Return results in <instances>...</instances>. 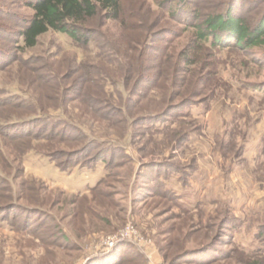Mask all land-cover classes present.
I'll return each mask as SVG.
<instances>
[{
	"label": "rangeland",
	"instance_id": "1",
	"mask_svg": "<svg viewBox=\"0 0 264 264\" xmlns=\"http://www.w3.org/2000/svg\"><path fill=\"white\" fill-rule=\"evenodd\" d=\"M162 1L124 0L119 21L89 22L97 38L87 47L49 31L18 55L32 64L2 65L0 98L48 100L36 113L79 132L68 129L67 136L76 135L72 142L29 138L23 129L2 126L32 114L0 106V208L9 207L0 215V264H170L202 247L208 250L179 264H264V90L254 87L264 88V48L207 44L188 52L195 62L188 66L178 55L194 27L166 19ZM184 1L198 25L227 0ZM230 1L249 28L264 13V0ZM0 8L17 18L0 21L7 30L32 15L23 0H0ZM160 30H167L163 38L151 36ZM4 38L0 34V46L10 52ZM161 63L182 69L179 79L166 82L169 95L179 94L173 103L189 98L192 104L164 123L134 124L172 103L146 83L135 88L140 75L157 80ZM40 66L57 69L78 96L62 106L55 102L50 86L56 79L49 81ZM86 94L105 101L111 121L95 116L101 105L97 112L86 109ZM89 140L105 161L93 168L62 172L56 164L63 159L37 153L45 146L72 152Z\"/></svg>",
	"mask_w": 264,
	"mask_h": 264
},
{
	"label": "trees",
	"instance_id": "2",
	"mask_svg": "<svg viewBox=\"0 0 264 264\" xmlns=\"http://www.w3.org/2000/svg\"><path fill=\"white\" fill-rule=\"evenodd\" d=\"M23 1L25 5L32 11V15L27 19L21 18L18 22V27L15 30H7L6 27H2V25H0V34L5 35L4 39L9 42L11 47V51L8 52L4 49V47L0 46V69L2 68V65H5V63L9 64L11 62L14 63L15 61H21V63H24L25 65L32 64V62L34 61L31 57L22 59L21 57H18V55L20 56V53L25 49H32L36 47L39 38L49 31L67 36L76 46L87 47L90 42H93L97 38L95 31L89 25L90 21H92L96 17H101L106 21H119L121 15L124 13V0ZM176 1L177 0H163L159 3V8L162 10L161 13L166 19L175 22L180 21V23L182 24L184 23L189 27H194V31L192 33L187 49H185L183 52L180 51L178 55V58L184 59L188 66L195 64L193 60L194 57H190L188 52L190 50H194L195 52L197 50V52H199L201 49H203V46L207 44L210 46V48L213 47L219 49L229 48L232 45L237 49L264 48V13L262 14L257 24L253 28H249L244 19L233 12L234 4H231V1L227 0L225 2L224 8L221 11L208 14L205 19L197 25L194 24V21L198 20V15H196L192 11H188L186 8H183L186 1L178 0L177 4L175 3ZM13 17L14 16L8 14L6 11L0 8V21L5 19L10 20L11 18L17 19L16 17ZM146 29L147 30L145 31V36L148 35L150 26L146 27ZM166 32L167 30L156 31L153 32L151 36L157 39H161ZM101 41L102 38H100L99 41L96 42L101 45ZM113 50L117 52L115 47H113ZM163 58H165L164 61L167 62L168 65L170 56L165 55ZM110 59L115 60L114 57H111ZM41 62V64L43 65L44 62ZM163 63L157 66V80L148 78L145 75H140L138 82L135 81V88L138 89L139 86L146 83L150 87L157 88V90H159V92L163 94L164 99L167 96V99L172 103L164 105L163 109H161V111H159L155 115H142L141 117H138L137 119H135L134 124L156 125L159 123H164V121L169 118L171 113L181 111L187 105L192 104L189 98H186L185 100L181 99V102L178 103H173V99L177 98L179 94H173L170 92L169 95V89L166 82L167 80H169L170 76L179 79V72H181L182 69L179 70L178 65L176 67H173V65L171 66L170 70L169 68L164 67L165 65H162ZM48 66L50 67V64H48ZM40 68L42 67L40 66ZM42 69L46 68L43 67ZM46 71L47 73L44 72V74L47 79L51 78L49 81H52V79H56L55 82H51L50 86L52 92L54 94H58V100L55 102H58L62 106L63 102L65 104L69 101L67 100L69 96H78V91L74 83H72L70 86L64 87V82L67 79L60 77L57 69H49V71L48 69H46ZM142 71H144V69H142ZM69 77L70 76H68L67 78ZM177 82H179V80ZM254 87L264 90V88L261 86ZM85 97L86 98L84 102L86 103L84 104L87 108L82 103L84 108L88 109L94 107L95 112H97V108L100 105L102 106V102L105 103V101L102 99H92L94 96L88 94H86ZM46 102L50 103V101L48 100ZM46 102L42 101V105ZM130 102L127 105H130ZM3 105L7 106L10 109L16 110L15 113H21L20 111H18L20 110L18 108L23 107L24 109H21L23 110L22 114H32L30 115L31 117L26 116L25 118H18L16 121L9 122L8 124L2 126L4 127V129H23V134H25L24 136L26 137L36 140L44 138L47 143L50 142V144H54V142L57 141H60L61 143L67 141L72 142V140L76 138V135L67 136L69 130L79 132L73 125L67 123L66 121H61L60 119L51 117L47 114H43L40 117L36 113L37 111H39L38 108H41L42 106L40 104V99L38 96L34 100H32L31 98L25 99L20 95L3 97L0 98V106ZM127 105L125 107H127ZM41 109L44 111V106H42ZM102 110L103 111L101 115L95 116L102 121H111L112 114L109 113L112 111L109 110L108 106L104 104L102 106ZM89 111L92 112V109H89ZM116 112L119 113V110ZM120 122L125 121L124 119H121ZM32 127H34V131H32ZM94 143L95 142L93 140H89L84 146H81L80 149L72 152H66L64 150L58 149L53 150L50 149V146H45L42 147L43 149L40 147L41 149H38L37 153L48 158L51 161L63 159V161L56 164V166L62 172H67L77 165H79L80 167L93 168L98 162H105L104 159H102V156L99 157L98 153H92L93 150H95L93 146ZM96 144L99 145L100 143L96 142ZM103 148V150H105L106 148H108V145H104ZM88 157H90V159L85 160ZM81 158H83V160ZM106 165L110 169L109 163H106ZM151 166L154 167L156 165ZM100 183L101 182H99L93 189H91L90 192L95 191ZM7 208L9 207L4 206L0 208V215L4 214V210H6ZM6 223L8 222L6 221ZM207 250V247H202L200 249L182 252L172 258L170 264H179V262H181L188 256L203 253ZM113 260L114 261L110 259L109 264H116L117 261L122 264L123 261L119 259Z\"/></svg>",
	"mask_w": 264,
	"mask_h": 264
}]
</instances>
